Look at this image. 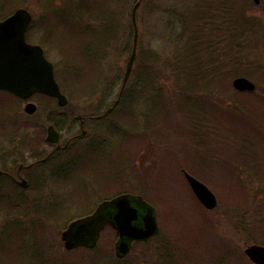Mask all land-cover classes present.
<instances>
[{
    "label": "rangeland",
    "instance_id": "rangeland-1",
    "mask_svg": "<svg viewBox=\"0 0 264 264\" xmlns=\"http://www.w3.org/2000/svg\"><path fill=\"white\" fill-rule=\"evenodd\" d=\"M136 1L0 0V14L29 10L35 18L30 33L35 40L46 38L47 56L55 64L56 79L71 106L84 112L93 106L102 113L115 101L126 71ZM223 1L144 0L137 13L138 51L143 48L160 57L162 76H151L157 80L156 88L144 91L149 80L143 81L141 69L137 71L134 64L126 87L130 98L125 95L123 104L106 119L107 127L97 130L99 135H90L75 147L77 159L66 172L45 184L36 181L29 198L4 189L0 196V264H90L79 251L65 254L60 261L56 255L38 257L33 245L42 248L40 242L27 241L22 247L14 241L22 232L19 225L8 224L27 218L30 202L40 208L58 198L60 215L71 218L73 213L90 211L100 197L127 191L138 192L155 206L161 234L173 245L170 248L162 239L157 260V244L149 241L136 245L126 261H117L111 234L101 241L103 245L93 254L96 262L91 264H162L172 249L176 255L172 252L167 264H251L244 255L246 245H264V0L259 5L254 0H228L235 11L236 3L241 5L237 22L245 19L249 27L257 25L250 43L242 48L243 60L230 61L223 75H215L214 70L208 73V65L198 76L175 77L178 57H190L191 49L197 59L211 64L209 42L217 39L220 44L221 36L209 35L205 26L211 16H216L213 23L230 17L216 7ZM204 28L207 34L203 36ZM105 46L107 56L97 72V63L87 55L95 56ZM170 75L165 86L160 79ZM240 76L255 83V92L234 89L233 81ZM181 84H191L194 91L188 89L189 97L179 94ZM44 101L43 111L53 107ZM13 109L15 119L9 112ZM19 109L11 95L0 92V121H5V126L0 124V154L1 148H25L22 140L28 141V149L45 148L40 141L45 121L23 120ZM183 170L215 193L218 206L213 212L196 199ZM17 247L21 255L14 251ZM61 249L66 252L64 246ZM164 249L168 251L163 253ZM219 249L223 257L216 263Z\"/></svg>",
    "mask_w": 264,
    "mask_h": 264
},
{
    "label": "flooded vegetation",
    "instance_id": "flooded-vegetation-1",
    "mask_svg": "<svg viewBox=\"0 0 264 264\" xmlns=\"http://www.w3.org/2000/svg\"><path fill=\"white\" fill-rule=\"evenodd\" d=\"M14 12L15 11L1 13L0 22L5 21L7 18L13 15ZM29 13L31 14L32 18L25 31V41L28 44L39 46L43 50L45 58H47L53 64L54 74L56 77L55 64L51 61V59L48 58L46 48L43 44V42H46V38L35 40L36 38L30 33L35 18L30 11ZM0 92L7 93L1 90ZM107 93L110 94V92ZM7 94L11 95L16 100L17 105H20V109L17 111L19 117L28 121L32 118H40V120L45 121L47 125L46 129H43L41 133L42 138H40V141L43 145H45V148L28 149L26 146L28 141L26 140H22L23 142L25 141L23 143L25 148H1L3 151L1 150L2 152L0 154V196L1 194L5 193L4 189L7 188V190L12 189L13 192H17L20 197L24 196L29 198L30 194L28 192L31 190V187L35 185L34 183H36V181L43 180L41 184H45L47 179H52L54 176L58 178L60 173L63 174L70 166L73 165L77 159L76 155L74 154L75 147L78 146L83 139H86L90 135H99L97 130L101 128L99 131H102L107 127L105 121L111 114L102 117L107 109L101 113L99 112V108H93V106L89 107L87 112H84L76 105L71 106L72 103L67 95L66 96L69 103L66 106H60L57 98L41 93L34 94L28 99H21L11 93ZM44 100L49 101L53 107L49 110L43 111L42 102L44 103ZM27 104H34L36 106L35 113L28 114L26 112L25 106ZM14 109L9 110L11 113V119H15L14 117H16ZM0 124L5 126V121H0ZM27 124H29V122H27ZM11 125L13 126L15 123L11 122ZM76 125H78L80 129L79 133H76ZM49 127H54L55 130L59 132V142L54 144L47 139ZM24 128L25 126L23 129ZM23 181L25 182V186H23L21 183ZM44 187L47 188L45 185ZM123 194H128L131 199V205L139 209L140 217L139 220L135 222V224L141 226V216H144L146 211L144 205L142 204V195L136 191L119 192L109 197H100L98 198V201L94 203V206L90 211L81 215L73 213L72 216H74H70L71 218L66 217L67 219L60 215L58 210L60 202H57L59 200L58 198H52L50 203L45 206H39V204L38 206L40 208L34 207L32 202H30V207L26 211L27 218L24 220L16 218V222L9 223L8 225H13L15 227L17 224L19 225L17 228L21 229L22 232L18 233L14 230V228L11 229L18 233L14 241H16L19 245H22V247H25L27 241L40 242L42 248H40L37 244L33 245L36 248L34 252L38 254V257H40V255H44V258H46L45 256L51 258L52 256L56 255L59 256V260L57 261H60L61 258H65V254L79 251L85 255L87 258V263L90 261H92L91 263H94V261L96 262V258H94L93 254L95 255L96 251L103 245L101 241L103 239L107 240L109 235L112 234L115 237L114 255L117 261H126L130 257L136 245L146 244L149 241H153L157 244L158 252H156L155 257L158 260L160 258L162 239H165L166 244H168L170 248L173 245V242L170 238L166 239L161 234L162 228L158 219V213V229L155 235L151 239L145 241L129 243L131 245L130 250L126 254H122L117 248L122 240L119 238V235L113 225L106 224L101 229L99 236L95 237V224L99 220H104L102 222L113 220L117 209L110 204V201ZM17 200L18 198L14 200V205L15 201ZM19 223L26 224V227L23 228ZM75 223L77 224L72 226ZM69 229L71 230L69 236L78 237L79 243H81L76 247L68 248L64 239V233ZM1 235L2 234H0V236ZM93 236L95 237L94 241L90 240V237ZM26 238H29L30 240H26ZM19 245L18 247H21ZM62 246H64L66 252L62 251ZM18 247L14 251L21 255V249ZM166 251L168 250L164 249L163 253H166ZM170 252H173L176 255L174 249H172ZM218 252L215 260L216 263L218 262V258L223 257L220 255L222 250L219 249ZM171 253L164 255V257H166V261L162 262V264H167L171 261ZM230 254L234 255L233 251H231ZM174 258L179 261L181 260L179 256H175ZM251 264L256 263L251 262Z\"/></svg>",
    "mask_w": 264,
    "mask_h": 264
},
{
    "label": "water",
    "instance_id": "water-1",
    "mask_svg": "<svg viewBox=\"0 0 264 264\" xmlns=\"http://www.w3.org/2000/svg\"><path fill=\"white\" fill-rule=\"evenodd\" d=\"M143 0H138L132 10V22L134 26V44L132 53L128 59L123 83L119 93V99L102 116L105 117L119 104L120 98L126 88L128 80L132 74L137 56L139 39V29L137 26V12ZM261 0H254L256 5ZM31 14L25 8L17 9L13 15L5 21L0 22V90L8 91L20 98L27 99L35 93H42L59 99V105L66 106L68 100L62 94L59 84L54 76V67L49 62L43 50L36 45L28 44L25 41V31L31 22ZM233 86L239 91H254L256 85L246 77H238L233 81ZM27 113L33 114L36 111L34 104H27ZM59 132L54 127L48 130L47 139L53 143L59 142ZM184 176L188 181L193 193L200 203L208 210H214L218 205V200L214 192L196 177L184 171ZM25 186V182H21ZM110 204L117 209L113 220L102 222L99 220L95 224V237L99 236L101 229L106 224L115 227L122 241L117 246L122 254L130 250V243L151 238L157 231L156 210L143 200L145 214L141 216L143 225L135 224L139 220V209L131 205L128 194H123L110 201ZM78 223V222H77ZM73 224L72 226L76 225ZM69 229L64 233V239L68 248L78 246V237H70ZM90 237V240H95ZM246 255L256 264H264V246L251 245L245 250Z\"/></svg>",
    "mask_w": 264,
    "mask_h": 264
},
{
    "label": "trees",
    "instance_id": "trees-1",
    "mask_svg": "<svg viewBox=\"0 0 264 264\" xmlns=\"http://www.w3.org/2000/svg\"><path fill=\"white\" fill-rule=\"evenodd\" d=\"M228 2H229L228 0H224L223 4L221 6H219L218 4L216 5V7H218L220 10L219 12L223 11V12L227 13V14H225L226 16H230L227 20H225L224 22L217 20L213 23L212 20H214L216 18V16L214 15V18H213V16H211V17H209V20L206 21L205 27L209 29V35L212 36L213 33H216V34L218 33L221 36V38H220L221 46H220V44H218L217 39H215V41H213L212 44H211V42H209L210 44L208 46H209V49H211V50H209V49H207V50L209 51V56L212 57V60L210 59L211 64H209L208 62H204V61L197 59L199 57H197V56L195 57V55L193 53V49H191L190 57H189V55H187L188 58H187V56H184V55H182V57H178V62L175 65L176 66L175 72H177V75L175 77H181L182 78L183 76H186V77L198 76L203 71V68L206 69L208 67V65H210V67L208 69V73L213 72V70H214L216 72L215 75H219L220 73L223 75L222 71L225 69L226 64H228L230 61L233 62L235 59L238 61L243 60L242 58H243V56L246 55V53H244L245 50L242 48L244 47V45H248L250 43L249 42V36L252 34L254 36V33L257 29V27H256L257 25L255 27H253V26L249 27L248 26L249 22L247 23V21L244 18H243L244 19L243 22H237L236 18H237V16H239V13L241 12V5L236 3L237 10L235 11V9H233L232 5H230ZM232 10H233V14L231 15L230 12H232ZM253 25H255V24H253ZM206 28H204L205 32L203 30V36L207 34ZM193 35L199 36V34L197 32L193 33ZM106 39H107V35H104L103 42H105ZM193 39H194V37H193ZM196 39H198V37H196ZM190 40H192V38H190ZM106 46L103 49L98 48V50H99L98 52H100V53L95 55V56H93L92 54L88 56L86 54L91 62L97 63V66H98L97 72L101 71V69H100V67H102L101 61H103V59H105L107 56V51H106L107 47ZM132 48H133V41L130 42V39H129L127 47H126V52L128 54L129 53L131 54ZM213 56H215V58H213ZM222 59H225V60L221 61ZM160 61H161L160 57L156 53H153L152 51L147 52L143 48L139 49L138 54H137V59L135 62V67H136L137 71H139V68L141 69L140 74H143L142 79L144 78L143 79L144 82L149 80L148 83H145V86H144V91H146V92H150V90H153L154 88H156L155 81H157V80H155L154 78H151V76L155 75V76H159V78H160V76H162V74H161L162 68L159 64ZM189 72L195 73V74L192 76H187V74ZM244 74L248 75L246 73H244ZM172 77L173 76H171V75L167 76V77H163V79H160V81L162 83H165L164 84L165 86H168L167 82H169L170 78H172ZM159 78H158V81H159ZM142 79H141V81H142ZM114 85H113V87H114ZM181 85H182V87L180 89L181 92L179 94L182 96L186 95L187 97H189V91H194L192 89L191 84H185L184 87H183V84H181ZM162 88H160V90L161 89L164 90V87H162ZM188 89H189V91H188ZM126 93H128L127 88L125 89L124 95H123L122 100H121L122 104H123V99L125 98V95L127 96V98H130V94H126Z\"/></svg>",
    "mask_w": 264,
    "mask_h": 264
}]
</instances>
